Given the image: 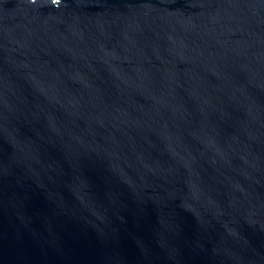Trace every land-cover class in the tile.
Returning a JSON list of instances; mask_svg holds the SVG:
<instances>
[{
	"label": "water",
	"instance_id": "water-1",
	"mask_svg": "<svg viewBox=\"0 0 264 264\" xmlns=\"http://www.w3.org/2000/svg\"><path fill=\"white\" fill-rule=\"evenodd\" d=\"M0 264H264V0H0Z\"/></svg>",
	"mask_w": 264,
	"mask_h": 264
}]
</instances>
